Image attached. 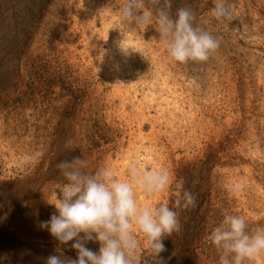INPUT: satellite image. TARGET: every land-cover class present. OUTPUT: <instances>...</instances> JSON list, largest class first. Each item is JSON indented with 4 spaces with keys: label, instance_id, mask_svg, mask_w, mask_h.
Instances as JSON below:
<instances>
[{
    "label": "rangeland",
    "instance_id": "1",
    "mask_svg": "<svg viewBox=\"0 0 264 264\" xmlns=\"http://www.w3.org/2000/svg\"><path fill=\"white\" fill-rule=\"evenodd\" d=\"M217 2L171 0L173 18L190 7L194 27L220 41L206 62L181 64L155 20L122 19L127 0H0V264H45L58 247L76 258L73 242L40 227L56 214L57 164L74 157L117 179L133 164L173 173L168 191L137 192L179 215L167 264H219L209 236L227 214L264 228V0H228L231 17L219 20ZM181 179L195 207L176 206Z\"/></svg>",
    "mask_w": 264,
    "mask_h": 264
},
{
    "label": "clouds",
    "instance_id": "2",
    "mask_svg": "<svg viewBox=\"0 0 264 264\" xmlns=\"http://www.w3.org/2000/svg\"><path fill=\"white\" fill-rule=\"evenodd\" d=\"M155 16L145 7V0H127L121 9L123 20L138 25H151L154 20L159 39L169 57L178 63L206 62L220 47V41L208 31L194 27L195 14L190 7H181L173 18L171 0H151ZM216 19L231 17L228 0H218L213 9ZM37 155H42L38 153ZM57 168L64 182L55 192L52 205L56 214L40 227L47 230L59 245L71 243L75 259L66 257L57 248L45 264H167L160 255L166 251L163 240L180 228L179 215L164 202L158 206L138 203L137 192L155 197L169 190L174 175L168 169L140 170L130 165L127 179H117L110 167H101L94 174L84 169L87 162L80 157L60 161ZM175 204L189 209L196 206V197L183 189L184 181H176ZM143 243L146 250L141 252ZM209 239L220 251L219 264H246L264 256V228L248 230L244 216L227 214L213 228ZM98 242V252L86 245Z\"/></svg>",
    "mask_w": 264,
    "mask_h": 264
}]
</instances>
